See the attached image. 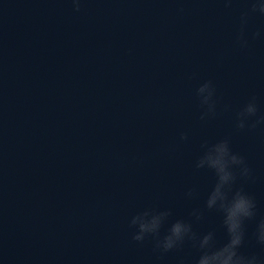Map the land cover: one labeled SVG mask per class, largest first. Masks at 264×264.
Wrapping results in <instances>:
<instances>
[{"label":"water","instance_id":"obj_1","mask_svg":"<svg viewBox=\"0 0 264 264\" xmlns=\"http://www.w3.org/2000/svg\"><path fill=\"white\" fill-rule=\"evenodd\" d=\"M253 3L0 0V264H195L191 242L163 252L130 224L169 211L159 238L183 219L222 242L205 207L216 178L196 168L222 139L250 170L235 187L256 203L242 252L264 261V15ZM205 82L213 112L196 95Z\"/></svg>","mask_w":264,"mask_h":264},{"label":"clouds","instance_id":"obj_2","mask_svg":"<svg viewBox=\"0 0 264 264\" xmlns=\"http://www.w3.org/2000/svg\"><path fill=\"white\" fill-rule=\"evenodd\" d=\"M72 2L78 11L80 0ZM252 10L264 15V0H254ZM256 35L259 36L260 33ZM242 44H246V41H242ZM214 93L215 89L211 82H205L197 89L199 102L207 105L209 112L215 109V105L211 103ZM257 111L253 99L238 114L237 127L244 129L249 119L256 116ZM256 124H264V118L257 120ZM181 139L186 140L187 137L182 136ZM202 147L203 152L196 162V168L208 170L216 178L214 186L207 193L205 207L220 216L224 232L223 241L217 242L214 231L197 235L193 231L192 223L183 219L172 223L167 234L159 238L161 228L171 213L151 208L132 219L130 227L134 229L133 240L143 242L149 236L155 237L157 248L163 252L171 251L185 241L191 242L198 252L195 264H264L256 255H246L242 252L246 236L245 224L256 217V203L253 198L242 187H235L238 176L247 178L250 175L244 158L231 150L228 139L205 143ZM192 195V192L188 193V196ZM192 216L197 221L202 218L199 211H194ZM254 236L257 244L264 246V219L256 224Z\"/></svg>","mask_w":264,"mask_h":264}]
</instances>
